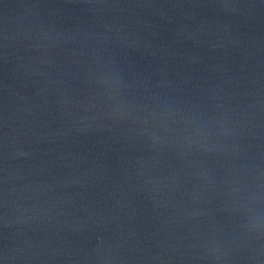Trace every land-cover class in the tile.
<instances>
[{
	"label": "water",
	"instance_id": "95a60500",
	"mask_svg": "<svg viewBox=\"0 0 264 264\" xmlns=\"http://www.w3.org/2000/svg\"><path fill=\"white\" fill-rule=\"evenodd\" d=\"M0 264H264V0H0Z\"/></svg>",
	"mask_w": 264,
	"mask_h": 264
}]
</instances>
